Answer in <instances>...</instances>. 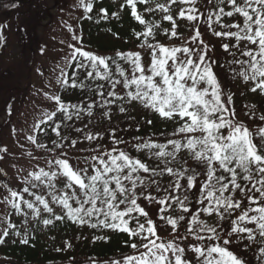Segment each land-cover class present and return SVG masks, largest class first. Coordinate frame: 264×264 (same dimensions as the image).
Wrapping results in <instances>:
<instances>
[{
  "label": "snow or ice",
  "instance_id": "obj_1",
  "mask_svg": "<svg viewBox=\"0 0 264 264\" xmlns=\"http://www.w3.org/2000/svg\"><path fill=\"white\" fill-rule=\"evenodd\" d=\"M73 7L49 106L18 153L0 143V245L70 223L121 250L68 264H264V0ZM125 13L129 34H107L130 47L86 41L83 21Z\"/></svg>",
  "mask_w": 264,
  "mask_h": 264
},
{
  "label": "trees",
  "instance_id": "obj_2",
  "mask_svg": "<svg viewBox=\"0 0 264 264\" xmlns=\"http://www.w3.org/2000/svg\"><path fill=\"white\" fill-rule=\"evenodd\" d=\"M53 1L60 6L61 4L66 5L64 0ZM53 1L0 0V11L5 13V16L2 15L4 16V18L2 17V23L5 25L4 36L6 37V46L12 47L11 39H15L13 48L17 49V53L21 56V59L12 61L9 66H4L1 57L4 55L5 47L0 48V143L4 145H7L6 140L8 139L9 131L15 127L13 120L15 114L29 101L28 90L30 88L29 85L32 84L31 70L37 64L40 65L38 55L45 54L47 50L51 49L39 29L41 26H44L45 21L48 23L53 22L52 20L55 17L51 14L50 5ZM13 3L17 4L18 7H10ZM100 3L104 6H109L113 1L100 0ZM5 5H9V7H5ZM75 12L78 14L76 17L82 15L78 10H75ZM8 13H10L9 17ZM10 19L11 22H8ZM129 23L130 21L125 13L122 24L112 21L110 23L101 22L100 25H96L91 21L85 20L82 22V25L86 41L92 47L105 51L111 50L114 47L128 48L131 46V44H124L123 39L116 40L110 34H107V28L111 27L113 31L119 29L122 38L126 37L129 34ZM75 27H77V21ZM66 32H60V34H66ZM70 39L69 35L67 42ZM41 47H45L46 51L41 53L39 50ZM57 49L60 50V48ZM42 93L43 90L41 89L40 94L42 95ZM69 95L72 94L69 93ZM45 102L47 103L41 112L49 106V102L47 100ZM244 102L247 103L248 100ZM7 105H11L12 107L11 116H8L6 112ZM39 115L37 116L39 117ZM117 119L120 118L117 117ZM121 126L123 127L124 125L122 124ZM143 131L144 129H142ZM91 234V229H80L70 223L67 225L62 224L51 232L46 230L45 232L37 233V238L34 241L35 247L21 245L18 242L13 244L9 240L5 245H0V253L10 259L6 261V264H68L70 257H75L77 261H86L90 256H112L121 250L119 237H114L109 244L98 242L93 245L89 242ZM52 236H55V240L51 239ZM76 237H89V240L76 239ZM64 240H70L73 243V248L67 252H55L54 249L56 247L63 246Z\"/></svg>",
  "mask_w": 264,
  "mask_h": 264
},
{
  "label": "rangeland",
  "instance_id": "obj_3",
  "mask_svg": "<svg viewBox=\"0 0 264 264\" xmlns=\"http://www.w3.org/2000/svg\"><path fill=\"white\" fill-rule=\"evenodd\" d=\"M65 1H66V4L68 3V6L65 5L62 10L58 9V11L56 7L53 11L57 15L56 16L57 19L56 21H54V25L52 24V25H48L47 27L41 28V33L44 36V40L46 41V43H48L49 45H51L52 47L56 49L60 48V50L57 49V52L59 51L58 53L56 52L50 53V57H55V59L53 58L50 59L46 56L40 58L39 63H41L43 68L50 67V69H48L50 72L53 71L56 65L61 62L63 56L66 55V53L68 52V50H66L67 49L66 43H61V41L67 42L70 34L68 32L66 34L62 33L63 35L62 36L59 34L60 32L57 33V31L66 32L67 29L64 26V22H67L72 25L75 22L74 20H72L73 15L71 13L73 12V8L70 7L72 3L75 4V0H65ZM116 2H118V0H116ZM53 27L54 29L52 30ZM11 41H12V49L16 50L15 48H13L14 47L13 42H15V39H11ZM37 69H40L39 66H37V68L33 67L31 70V80L34 83L33 88H35L36 86H40L41 88L44 89L43 93L45 91H52L53 89H49V87L46 84L45 75L44 74L40 75ZM40 70L44 72V69H40ZM52 79H54V77ZM33 88L32 89L30 88V91H29V97H31L33 100L31 102L27 101L22 107L21 112L17 114L13 119L15 123V127H17L18 132L16 135H13L11 134L12 132L11 131L10 138L6 141L7 145L9 146L10 151L12 152L18 153L20 151V149L16 146L15 141L19 139L22 143L25 142L23 140V130H27L31 127V125L37 120V115L40 114L41 110L45 107L47 103L45 102L46 99L44 98L43 93L42 95L37 96V92H35ZM4 166L6 170L9 172V175L11 176L13 173V170L10 167V162L6 161Z\"/></svg>",
  "mask_w": 264,
  "mask_h": 264
}]
</instances>
